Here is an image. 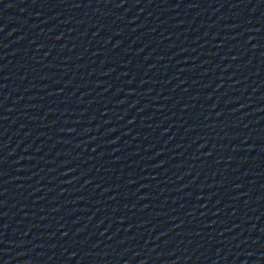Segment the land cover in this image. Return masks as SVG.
Instances as JSON below:
<instances>
[{
	"label": "water",
	"instance_id": "95a60500",
	"mask_svg": "<svg viewBox=\"0 0 264 264\" xmlns=\"http://www.w3.org/2000/svg\"><path fill=\"white\" fill-rule=\"evenodd\" d=\"M0 264H264V0H0Z\"/></svg>",
	"mask_w": 264,
	"mask_h": 264
}]
</instances>
